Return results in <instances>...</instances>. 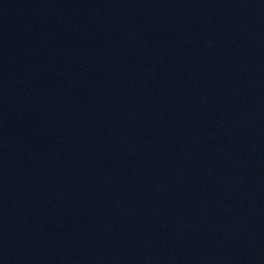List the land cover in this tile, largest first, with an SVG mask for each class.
Segmentation results:
<instances>
[{"label": "water", "instance_id": "water-1", "mask_svg": "<svg viewBox=\"0 0 264 264\" xmlns=\"http://www.w3.org/2000/svg\"><path fill=\"white\" fill-rule=\"evenodd\" d=\"M0 264H264V0H0Z\"/></svg>", "mask_w": 264, "mask_h": 264}]
</instances>
